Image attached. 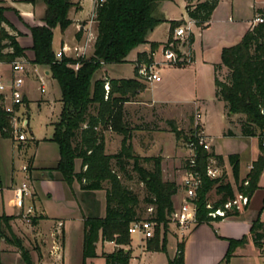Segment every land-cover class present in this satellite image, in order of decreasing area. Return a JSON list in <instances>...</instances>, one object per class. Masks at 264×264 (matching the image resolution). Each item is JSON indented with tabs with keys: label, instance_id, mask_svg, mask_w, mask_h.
Wrapping results in <instances>:
<instances>
[{
	"label": "trees",
	"instance_id": "obj_1",
	"mask_svg": "<svg viewBox=\"0 0 264 264\" xmlns=\"http://www.w3.org/2000/svg\"><path fill=\"white\" fill-rule=\"evenodd\" d=\"M44 5L40 21L42 24L28 26L32 43L29 47L21 46L16 37L4 25L16 30L5 18V7L0 5V61L10 62L15 58L28 59L33 64L45 67L60 90L61 110L56 122L53 123V133L50 140L54 141L59 150V159L54 168L62 179L72 185L78 181L83 194L93 195V191L104 190L105 209L100 216L95 205L90 201V210L84 218L83 233V263L85 259L96 256V242L113 241L118 247L109 253H102L105 264H129L131 242L128 233L129 223L138 217L139 198L137 194L121 180L119 174L126 173L127 159H131L133 170L147 190L145 203L152 207V216L148 219L155 222L154 234L146 240L149 251H166L168 224L174 210L173 196L177 192L175 181L165 180L161 168V157L142 158L152 160V169L140 165L141 157L134 153L126 123L123 119V104L130 101L140 91L145 89L146 82L139 77V65L150 64L152 53L158 43L151 42L149 52L137 53L133 78H98L95 72L102 64H115L127 61L128 54L140 44L147 42L150 30L164 18L158 15L157 8L162 0H96L93 7V19L96 22V37L92 54L87 58L63 56L55 57L53 49V31L58 27L63 33L72 23L70 13L80 9L74 0H21ZM219 0H185L187 17L203 29L209 22L212 11ZM263 13V9H259ZM170 37L163 43L179 42L174 40L172 32L181 22L171 20ZM18 31V30H17ZM81 29L75 33L77 39ZM190 43L193 35H190ZM31 50V55L26 49ZM78 63V68L73 65ZM221 67L227 70L223 78L214 76L215 95L224 101L228 114H242L240 132L243 136H256L260 153L252 162V168L245 178L239 181V158L237 154L227 156L236 183V190L248 197L259 187L258 182L264 169V22L254 24L235 44L223 47L220 63L215 66L216 72ZM105 83L109 90L105 98ZM11 115L2 108L0 99V135L8 137L11 129ZM170 130L177 140L186 142L195 140L194 134L199 125L186 132L179 129L173 120L168 121ZM7 131H4L3 128ZM106 127L122 135L120 150L113 154L105 152L103 131ZM228 133L231 131L228 130ZM197 169L202 174V184L196 193V220L199 223H211L224 217L236 215L238 210L226 211L225 216L212 218L211 210L223 207V204L234 196L230 183L220 178L210 179L205 175V165L208 156H213L221 162L222 156L207 152L202 146H196ZM76 160L80 161L79 171L75 170ZM247 184L244 185V181ZM215 189L219 199L207 208L208 193ZM94 205V206H93ZM11 216L0 215V243L3 240L15 242L27 264H32L26 250L19 239L7 234ZM258 222L251 227V234L256 245L260 246L263 233L258 232ZM162 230V233H161ZM229 246L223 263L227 264L234 248L242 244L241 240L229 239ZM184 240L177 242L174 256L169 264H184Z\"/></svg>",
	"mask_w": 264,
	"mask_h": 264
},
{
	"label": "crops",
	"instance_id": "obj_2",
	"mask_svg": "<svg viewBox=\"0 0 264 264\" xmlns=\"http://www.w3.org/2000/svg\"><path fill=\"white\" fill-rule=\"evenodd\" d=\"M7 1L12 9L10 11L9 9H6L4 11L5 18L13 24L17 29H19L22 34L20 36H17L16 39L18 43L23 47H29L30 45L26 46V43H21V39L25 38L27 42V37L30 36V31L23 32L21 30V27H23V23H19L18 15L23 19V21L26 24L31 25H40L42 24L40 21L41 15L44 11V5L37 2L35 4L24 2V1H18V0H0V5L2 2L4 3ZM79 3L80 9L77 11H72L70 13V18L72 19V23L68 26V28H71L73 26L72 31V40L74 41H81L85 38L86 30L89 29L91 33V47L88 50V53L91 54L93 51V43L96 37V22L94 19H90L92 10H93V0H74ZM223 0H219L216 7L212 11V14L210 16V20L208 24L203 28L200 29V33L202 35H206V40L203 43V49L206 51H211L213 49L216 50V58L212 59L209 62L210 66V79H211V85H212V100L214 103H218L219 106L223 109V116L225 118V125L221 131L220 135H217V139L215 140L214 134L209 130V127L205 126L204 121L201 120L202 118V112L204 111L205 114H207L208 111V104L209 101L204 98H191L190 100H187L186 97H183V94L176 98L171 99L169 96L165 97L167 92L165 89V86H161V84H156V82H151L146 84L145 89L140 91L136 98L130 101H126L123 104V119L126 123L127 128L130 131V134L132 135L131 139L129 141L131 142L132 149L135 154H137L140 157H150V156H157L160 155L162 157V172L164 171V166H162L166 161H169V167L173 169L174 163H175V157L176 156V150L179 149V147L176 146L177 142L180 140H177L174 133L170 130V127L168 125V121L173 120L177 127L179 129L181 128V124L184 126H187L188 129L191 128L190 121H189V114L193 109H195V115L198 113L200 115L198 119V123L200 125V129L204 133V135L207 136L209 143H210V152H212L215 155L222 156L223 160L221 162H218L223 167V173L220 179L223 180V182L230 183L233 187L234 191L236 192V183L232 174V168L230 163L228 162L227 156L230 154H237L239 158V181L244 179L246 174L248 173L249 169L248 166L252 164V162L257 158L258 154L260 153L258 148V142H254L253 144V153L251 158L246 162L245 167L241 166V160H242V152L241 149H238L240 147H236L235 145L230 142V139H239L240 143L245 144V138H257L256 136H243L240 132V119H244V116L242 114H228L227 107L224 103V101L218 99L215 95V84H214V76L216 73L218 74L219 78H223L227 70L225 67H221L218 69V72H216L215 66L220 63V55L221 50L223 47L233 45L237 43L244 33L250 29L254 24L252 22L254 14L256 12V9L263 8L264 7V0H226V5L224 6L225 10L222 14L216 15L218 13V9L220 6V3ZM185 2V0H184ZM5 4V3H4ZM85 4L88 6L87 10L85 11ZM185 4V3H184ZM185 7V6H184ZM185 9V8H184ZM185 16L187 17L186 11ZM219 14V13H218ZM174 20V19H169ZM184 20V18H182ZM20 24L21 27L18 25ZM213 24H218L221 29L219 34L221 37H213L212 29ZM7 27L6 25H4ZM81 26V36L79 39L75 37V34L78 31V27ZM67 28V29H68ZM67 29L63 32L67 31ZM62 34V33H61ZM194 40V35H193ZM64 38H61L60 40V46L63 44ZM77 41V42H78ZM151 42L158 43V47L156 51L154 52V56L156 57L161 49V46L165 42H157L152 40L149 36L147 37V42L140 44L138 47L133 49L127 56V61L132 64L133 68L135 66V60L137 53L139 52H149ZM53 43V42H52ZM65 43V41H64ZM193 44V41H192ZM54 51L56 49L53 47ZM26 53L31 55V52L27 51ZM194 51V49H193ZM195 61V52H194V60ZM106 65H112V64H102V68H105ZM39 66V65H38ZM100 67V68H101ZM174 67V70H178V76H184L186 71L183 68H176L179 66H172ZM188 68V67H186ZM0 69L4 72L6 77H9L10 70L7 67V62H3L0 65ZM171 67L167 65L160 66L157 71L158 74L160 72H167L170 71ZM183 71H180V70ZM39 70H44V73L46 75V84H45V91L41 93H46L48 88L52 85L53 89L55 90V94H52V97L42 99L44 100V103L42 105L46 106H54V105H60V90L58 88L59 92H56V89L54 88V85H58L57 82L51 78L50 73H47L46 68H40ZM176 71H174V74ZM135 75L129 77H123V76H112L108 73V71H103L100 75L97 77H94V79L98 78H133ZM36 83V88L38 91L37 86V79L35 74H30L29 77H27V80L30 79ZM161 81V80H160ZM58 87V86H57ZM25 92V91H24ZM28 97L27 93L25 92L24 96V103L25 106H28ZM41 106V105H40ZM151 112L146 115L150 116V119H157L158 122L161 124H165V127L160 128V130H152L150 128H147L146 126L139 127L135 123H139V121H142L141 113L142 111H148ZM22 112L24 110L22 109ZM25 113V119L28 123V118L30 112H24ZM158 115V116H157ZM59 116V115H58ZM58 116L55 117V119H58ZM143 119H146L144 117ZM150 119H146L147 121H150ZM133 120L134 122H130ZM57 121V120H56ZM195 121L196 117H195ZM49 123L53 126L54 121L49 120ZM228 130L231 131V133H228ZM184 131V130H183ZM53 132V129H52ZM134 133V134H133ZM139 133H146L144 135L143 140H137V137H140ZM52 133L49 135V139L51 138ZM103 137H104V145H105V152L107 154H113L120 150L121 147V139L122 135L118 132L112 130L111 128H105L103 131ZM143 137V136H142ZM141 138V137H140ZM227 141V142H225ZM233 141V140H232ZM20 143L19 147L23 146L25 143L16 141L15 143ZM234 142V141H233ZM13 143V142H12ZM13 143V145H15ZM21 145V146H20ZM181 151H183V155H188L187 149L185 147H180ZM155 151H157L159 154H156ZM181 153L180 151H177V153ZM34 158V157H33ZM59 159V150L57 146V153H54L53 158L48 163L47 166H38L34 165L35 160L32 159L28 166V172L25 174L22 172L21 168L16 169L14 167L11 168L9 171V175L7 176L6 180H0V193H1V201H0V215L4 214L6 216H11L9 220V236L11 238L16 237L19 239V237L22 239V243L26 245L24 242V238L26 240L27 237L23 233V223L26 222L25 226L32 231L33 235H37L40 228L48 227V231L50 234L54 237L52 241V245L49 251L50 257L53 256L52 264H59V261L63 256L62 253L65 250V240H64V233L65 228L68 226L69 221H72L71 213L75 214L76 211H78L77 220L84 221V218L88 215L90 207L87 208L86 204L83 203V206L85 209L81 208V205L76 200L75 194L81 193V189L79 186L78 181H73L72 185H68L61 177L60 173L56 170H54L57 162ZM170 159V160H168ZM127 161H131V159H127ZM218 161V160H217ZM185 163V162H184ZM184 164L182 166L183 170ZM244 168V169H243ZM80 169V161L76 160L75 164V170L79 171ZM20 174V180L14 179L16 173ZM119 174H121L119 172ZM182 175V173H181ZM26 180L30 184L32 188V203L35 207V215L32 218L31 222H27L24 218H22L19 210L15 207H12L10 205V199L13 195L14 188L22 181ZM170 180V179H165ZM172 181V180H171ZM180 182H181V176L179 182H175L178 186L177 193L181 195L182 198V192L180 190ZM77 184V185H76ZM259 187L254 191V193L249 197V203L247 206H245L242 210H239L236 215H231L224 217L220 220H214L211 223H199L191 226L189 228V231L186 233V236L184 238V250H183V257H184V264H224L223 259L226 255V252L228 250L229 246V239L233 240H241L243 241L242 244H238L230 256L227 264H264V241H262V244L260 246L256 245L254 241V237L251 234V227L254 222H258L260 224V228L258 229V232L263 233V239H264V169L262 171V174L260 175ZM97 192H102V195L100 197V205L102 207V210H99L100 216L104 215V209H105V192L104 190H97ZM212 192V190L208 193V202L209 200V194ZM93 193L96 195V191H93ZM176 193V194H177ZM214 193L215 189H214ZM217 195V194H216ZM219 199V195H217V199L214 201L216 202ZM54 202H58L60 209H54ZM75 202V203H74ZM213 202V203H214ZM212 203V204H213ZM89 204V203H88ZM56 210V211H55ZM58 210V211H57ZM85 210V211H84ZM49 224L46 226L45 224ZM59 223H61L59 225ZM45 225V226H44ZM131 242L134 243L133 236H130ZM137 240L140 242L141 237L137 236ZM101 244V252L100 254L97 253L95 257L89 258L90 261L89 264H94L92 261L96 259V257H101L102 263L105 264L104 258L102 257V253H109L112 252L114 249L118 247L113 241H107V240H100ZM130 242V244H131ZM29 243H31L29 241ZM142 243V242H141ZM169 239L167 243V247L169 244ZM4 245L9 246L8 249L4 247ZM97 245V243H96ZM106 245H109L110 248L106 249ZM31 247V246H30ZM35 247V246H33ZM142 251L144 254H156L160 251H149L146 249L145 245H141ZM130 248V246H128ZM9 252H6L8 251ZM176 250V247H175ZM174 250V253H175ZM20 248L16 245L15 242H8L2 239L0 243V264H3V261L7 262L9 260V256H11L13 253H20ZM174 253L169 257L171 259L174 256ZM6 257V258H5ZM5 258V259H4ZM136 260V264H148L143 261V257L141 254H137L136 256L131 252V259L130 263L132 264V261ZM41 261L40 264H51L46 262H42V256L39 257V260ZM2 262V263H1ZM92 262V263H91Z\"/></svg>",
	"mask_w": 264,
	"mask_h": 264
},
{
	"label": "rangeland",
	"instance_id": "obj_3",
	"mask_svg": "<svg viewBox=\"0 0 264 264\" xmlns=\"http://www.w3.org/2000/svg\"><path fill=\"white\" fill-rule=\"evenodd\" d=\"M19 1V0H18ZM21 1V0H20ZM226 0H223L220 3L218 13L216 15H220L224 12L226 5ZM5 3V4H4ZM2 2V6H4L6 9L11 8L9 3L7 5V1ZM184 0H162L157 8L158 15L163 17L164 20L157 23L148 33V36L157 42H166L170 37V27H171V20L174 19L176 21H180L181 23H184L185 20H187L185 16V9H184ZM42 4V3H41ZM88 6L85 4V11L87 10ZM5 9V10H6ZM12 11V9H9ZM259 10V8L256 9V12ZM13 12V11H12ZM14 13V12H13ZM19 23H23V27H21L20 24H18L21 27V30L23 32H28V26H33L26 24L23 19L18 15ZM184 18V20H182ZM180 23V24H181ZM13 25V24H12ZM7 26V25H6ZM14 26V25H13ZM15 27V26H14ZM11 34L19 33L20 35L24 36L22 32L17 29L16 30L10 28L9 26L5 27ZM191 31L192 35H194V40L192 47L195 52V61H193L189 65L185 66H179L176 68H183L186 73L184 76H178V70H174L172 66L170 71L167 72H160L159 73V79L156 82V84H161V86L166 87V91L169 92L165 95V97H170L171 99H176L180 97L183 94V97H186L187 100H190L191 98H204L209 101L208 104V111L207 114L202 112V118L201 120L204 121L205 126L209 127L212 134H214L215 140L217 139V135L221 134V131L225 125V118L223 116V109L221 106H219L218 103H214L212 100V85H211V79H210V66L209 62L216 58V50L213 49L211 51H206L203 49V43L206 40V35L199 34L200 29L197 28L195 25H191ZM73 26L71 28H68L65 34H61L58 27L54 28L53 31V47L57 50L60 48V40L61 38H64V41L67 45H73L72 40V30ZM221 27L218 24H213V37H221L219 34ZM18 30V31H17ZM75 34V33H74ZM17 35V36H20ZM25 38L21 39V43H26L27 45H31L32 39L30 36L27 37V42L25 41ZM64 41L62 43H64ZM89 48H87V51L91 47V42L88 44ZM28 47V46H27ZM28 52H31L29 48H27ZM157 47L155 48L156 51ZM30 56V53L28 54ZM89 55L88 53L85 54ZM90 56V55H89ZM162 59L161 54H158L155 58V60L160 61ZM160 65V64H159ZM158 65V66H159ZM7 67L9 68L8 64ZM188 67V68H186ZM40 68H45L43 66H40ZM158 68H155L153 70H157ZM2 70V69H1ZM108 71V73L112 76H123V77H129L134 74V68L129 61H125L122 63H115L112 65H106L105 68H99L93 77H97L103 71ZM174 71L176 73L174 74ZM180 71H183L182 69ZM158 73V71H157ZM32 74V73H31ZM161 80V81H160ZM150 83L147 81V84ZM36 83L30 79L25 82L23 85V91L27 93V97L29 99L28 106H25V103L23 106L18 107L16 111L18 114H21L22 118H25L24 112H30L28 118V123L24 128V131L27 136V141L23 142L25 143L23 146L19 147L20 143H15L16 140L14 139L12 134H9L8 137H2L0 135V180H6L7 176L9 175V171L12 167L16 169H20L22 165L29 166V162L34 159L35 164L38 166H47L48 163L51 161V159L54 156V153H57V144L49 139V135L52 132L53 126L49 123V120L56 122L57 119H55L56 116L59 115L61 107L60 105H52V106H46L42 105L44 103L45 98L52 97V94H55V90L53 89L52 85L48 88L46 93H41L37 90L35 87ZM58 85H54V88L56 89V92L58 91L57 87ZM25 96V93H24ZM136 98V96L134 97ZM132 98L131 100H133ZM24 99V98H23ZM41 105V106H40ZM22 109L24 112H22ZM151 111H142L141 117L142 121H139V123H135L133 120L130 122H134V124L139 127L146 126L147 128H150L152 130H160V128L165 127V124L159 123L157 119H150V116H146ZM158 116V115H157ZM146 117V119H150V121H147L146 119H143ZM189 121L190 126L192 128L196 126L195 121V109L191 111L189 114ZM200 126V125H199ZM107 129L109 127H106ZM181 128L184 131H188V127L181 124ZM200 128V127H199ZM128 129V128H127ZM199 129H197L198 131ZM6 131V130H4ZM129 139L132 137V133L130 134V131L128 129ZM134 134V133H133ZM146 134V133H143ZM142 133H139L140 137H137V140H143L144 135ZM143 136V137H142ZM252 137V136H251ZM233 145L236 147H240L238 149H241L242 152V160H241V166L245 167L246 162L251 158L253 153V144L256 141L258 142L257 138H245L240 140H245V144L242 145L239 139H230ZM234 142H233V141ZM15 145H13V143ZM227 142V141H225ZM179 149L176 150V156L175 157V163L174 168L171 169L169 167V161H166L162 166H164L163 178L164 179H170L175 182H179L180 176L182 173V166L185 162L186 155H183V151H181L180 147L186 146L183 144V142L180 140L176 144ZM177 151H180L181 153H177ZM156 154H159L157 151H155ZM160 156V155H157ZM34 157V158H33ZM151 157V156H150ZM142 158L147 157H141V160L139 161L140 165L147 169H152L153 167V161L152 160H143ZM170 160V159H168ZM126 164V173L120 174L121 180L124 184H126L129 188H131L138 196L139 198V204H138V217L139 219L148 218L153 215V213L149 210L150 205L145 203V197L147 196V190L143 182L139 180V177L137 173L133 170L132 167V161H127ZM161 163H162V157H161ZM162 168V167H161ZM244 169V168H243ZM14 179L20 180V174L17 172ZM2 180V181H3ZM1 182V181H0ZM77 185V184H76ZM96 195L93 193V195L89 196L87 194L77 193L75 194L76 200L81 205L82 209H85L83 206V203L86 204L87 208L88 203L90 201L94 200L97 202V209L102 210L100 202V197L102 195V192H97ZM177 193V192H176ZM217 199L216 193H214V189H212V192L209 194V200L212 204ZM181 200V195L179 193L175 194L173 196V204L174 208H177L179 202ZM0 201H1V193H0ZM75 203V202H74ZM95 205V202H92ZM93 205V206H94ZM54 209H60L59 203L54 202L53 204ZM56 211V210H55ZM58 211V210H57ZM85 211V210H84ZM78 213V211H76ZM71 213L72 221H69L68 226L65 228L64 233V240H65V250L63 251L61 260L59 261V264H82L83 263V253H82V246H83V233H84V222L82 220H77L78 214ZM26 224V222H24ZM23 223V233L27 237L28 240L24 238V243H22V246L26 250L27 257L31 261L32 264H40L41 261L39 260V257L42 256V262L51 263L53 256L50 257L49 251L52 245V241L54 237L50 234L48 231V227H41L38 231L37 235H33L32 231L29 230L25 224ZM48 226L49 224H45ZM44 225V226H45ZM189 231V229L181 231L177 225L171 220L168 224V230L166 233L167 237V243L169 239L168 247L166 248V251H160L156 254L150 255V254H144L142 251L141 245L146 246V238L141 237V241L139 242L137 240L136 234L132 235L134 243L131 242L130 250L131 252L136 256L137 254H141L143 257V261L148 264H169V257L174 253L175 247L177 242L184 240L186 233ZM162 233V230H161ZM7 234L10 233L7 230ZM19 239L22 242V239L19 237ZM99 239L96 243L95 247V253L101 252V244ZM29 241L31 243H29ZM142 242V243H141ZM31 246V247H30ZM35 246V247H33ZM6 249L9 248V246L4 245ZM110 246L106 245V249H109ZM6 252H9L6 251ZM6 258V257H5ZM4 258V259H5ZM93 258V257H92ZM89 258L85 259L86 264H89L90 261ZM94 264H101L102 259L101 257H96L95 260L92 261ZM91 262V263H92ZM136 260L132 261V264H136ZM2 263V262H1ZM3 264H27V262L24 260L21 252L20 253H13L11 256H9V260L6 262L3 261Z\"/></svg>",
	"mask_w": 264,
	"mask_h": 264
},
{
	"label": "built area",
	"instance_id": "obj_4",
	"mask_svg": "<svg viewBox=\"0 0 264 264\" xmlns=\"http://www.w3.org/2000/svg\"><path fill=\"white\" fill-rule=\"evenodd\" d=\"M94 4L96 0H93ZM103 1V0H100ZM93 4V5H94ZM94 7V6H93ZM264 11V7L261 8ZM93 10L90 16V19H93ZM253 24H258L264 22V16L262 12H255ZM194 25V21L191 19L185 20L184 23H181L174 27L172 32V37L174 40L179 42H171L168 46H161V49L158 54H161L162 59L160 61L155 60V50L152 53V62L148 65L142 63L138 68V75L146 83L147 81L155 82L159 79V74L155 68H159L162 65L167 66H185L189 65L194 60V51L192 43H190V35L192 34L191 25ZM81 29V26L78 27V30ZM91 33L90 30H86L85 38L81 41H74L73 45H67L63 43L59 49L55 51V57L60 59L63 56L68 57H89L87 48L90 42ZM94 44V43H93ZM92 44V45H93ZM88 53L89 55L85 54ZM3 62L0 61V65ZM10 70L9 77H6L4 72L0 69V99L2 108L11 115V129L9 134H12L14 139L19 142L27 141V136L24 131L25 126L27 125L26 119L21 117V114H18L16 109L24 105V91L23 85L25 84L27 77L32 73L35 74L37 79V86L40 92L45 91L46 84V75L44 70H39V66L33 64L28 59L25 58H15L14 60L7 63ZM160 64V65H159ZM159 65V66H158ZM74 69L78 68V63L73 65ZM107 98V92L109 90L108 83L104 85ZM196 125H199L198 119L200 115L196 113ZM3 130L7 129L4 127ZM264 133V129L262 130ZM195 140H189L183 142L188 151V155L185 159L184 167L181 175L180 190L182 192V198L177 206L174 208L171 220L177 225L181 230H187L191 226L197 224L196 220V193L198 188L202 184V174L197 169L196 162V146H202L207 152H210V143L206 135L199 128L198 131L194 134ZM264 145V139H263ZM252 164L248 166L250 170ZM21 170L23 173L28 172V166L22 165ZM223 173V167L218 163L217 159L213 156H208L206 159L205 165V175L210 179H215L221 177ZM247 184V180L244 181V185ZM32 188L28 181L22 180L13 190V195L10 199V205L19 210L22 218L27 222H31L32 218L35 215V207L32 203ZM248 195L236 191L232 199H229L223 204V207L215 208L211 210L208 215L212 218L217 216L224 217L226 211L230 210H242L249 203ZM207 208H212V204L208 202L206 204ZM152 210V207L149 208ZM61 223H59L60 225ZM155 222L148 219H136L129 223L128 233L130 236L136 234L140 237L150 238L154 234ZM264 241V239L262 240ZM264 252V248H263Z\"/></svg>",
	"mask_w": 264,
	"mask_h": 264
},
{
	"label": "water",
	"instance_id": "obj_5",
	"mask_svg": "<svg viewBox=\"0 0 264 264\" xmlns=\"http://www.w3.org/2000/svg\"><path fill=\"white\" fill-rule=\"evenodd\" d=\"M47 73H49V71H47Z\"/></svg>",
	"mask_w": 264,
	"mask_h": 264
}]
</instances>
